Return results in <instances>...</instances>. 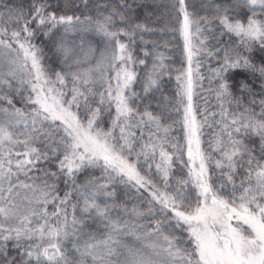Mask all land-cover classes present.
Masks as SVG:
<instances>
[{"label":"snow or ice","instance_id":"obj_1","mask_svg":"<svg viewBox=\"0 0 264 264\" xmlns=\"http://www.w3.org/2000/svg\"><path fill=\"white\" fill-rule=\"evenodd\" d=\"M0 264H264V0H0Z\"/></svg>","mask_w":264,"mask_h":264},{"label":"trees","instance_id":"obj_2","mask_svg":"<svg viewBox=\"0 0 264 264\" xmlns=\"http://www.w3.org/2000/svg\"><path fill=\"white\" fill-rule=\"evenodd\" d=\"M185 66H186V65H185ZM208 67H209V65H208V64H205V65L201 68V71L205 74V76L208 75ZM174 84H175V81H174V79H173V86H174ZM207 86H208V82H207V79H205V81H204V88H205V91H203V92L201 93V96H202V97H203V96H208V93H207V91H206ZM198 102H199L200 104H203V103H204V101H203L202 98H198ZM209 102H210V103L213 102V98H212V97H209Z\"/></svg>","mask_w":264,"mask_h":264}]
</instances>
